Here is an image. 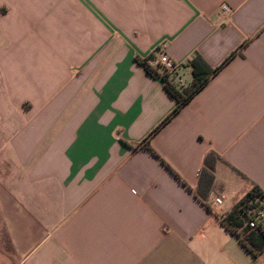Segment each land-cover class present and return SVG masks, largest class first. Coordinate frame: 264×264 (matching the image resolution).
I'll return each mask as SVG.
<instances>
[{"label": "crops", "instance_id": "crops-1", "mask_svg": "<svg viewBox=\"0 0 264 264\" xmlns=\"http://www.w3.org/2000/svg\"><path fill=\"white\" fill-rule=\"evenodd\" d=\"M161 45L206 76L163 124ZM253 183L264 0H0V264H264L224 220Z\"/></svg>", "mask_w": 264, "mask_h": 264}, {"label": "trees", "instance_id": "trees-1", "mask_svg": "<svg viewBox=\"0 0 264 264\" xmlns=\"http://www.w3.org/2000/svg\"><path fill=\"white\" fill-rule=\"evenodd\" d=\"M151 54L148 57L139 58L136 57V61L142 65L145 70L153 77L161 78L163 80L164 86L167 91L176 99L177 103L172 111L160 122L163 124L173 113H175L179 108H181L193 95L205 84L206 76L201 75L198 72V64L202 63L200 56H195L190 61V65L192 66V79L189 84L181 85L177 81L174 80L167 72L161 70L158 65H152L149 62V59L152 58ZM160 69V70H159ZM219 157V155L213 151H208L203 160L202 171L206 175L208 184L211 185L214 174V160ZM234 169L241 173L238 169L234 167ZM258 195L264 201V191L260 188L257 183H253L252 187L234 204L233 209L230 210L227 215L224 217V220L229 228L234 229L236 226L242 224V219L239 217L237 212V206L239 203L249 198L250 196ZM248 238L250 243L254 247H262L264 245V227L257 233L251 232L248 234ZM248 246V245H247ZM249 247V246H248Z\"/></svg>", "mask_w": 264, "mask_h": 264}, {"label": "built area", "instance_id": "built-area-1", "mask_svg": "<svg viewBox=\"0 0 264 264\" xmlns=\"http://www.w3.org/2000/svg\"><path fill=\"white\" fill-rule=\"evenodd\" d=\"M226 10L227 8L225 6L221 7L222 12ZM157 49L159 52L153 58L154 64L158 65L161 70L167 72L171 77H175L177 73V64L164 52L163 45ZM174 80L177 81L176 78H174ZM177 82L179 83V81ZM213 202L216 205L222 203L221 196L215 195L213 197ZM237 212L242 219V224L236 226L233 231L237 233L239 238L246 245L252 247L248 234L251 232L257 233L264 227V201L258 195L250 196L239 203ZM224 216H226V214Z\"/></svg>", "mask_w": 264, "mask_h": 264}, {"label": "rangeland", "instance_id": "rangeland-1", "mask_svg": "<svg viewBox=\"0 0 264 264\" xmlns=\"http://www.w3.org/2000/svg\"><path fill=\"white\" fill-rule=\"evenodd\" d=\"M12 248L8 239V236L3 228L2 223L0 222V254L4 256V254L11 253Z\"/></svg>", "mask_w": 264, "mask_h": 264}]
</instances>
